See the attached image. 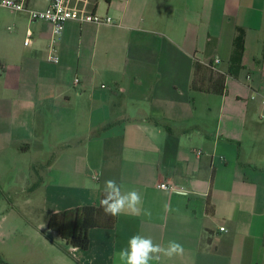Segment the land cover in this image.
Masks as SVG:
<instances>
[{
	"label": "crops",
	"instance_id": "crops-1",
	"mask_svg": "<svg viewBox=\"0 0 264 264\" xmlns=\"http://www.w3.org/2000/svg\"><path fill=\"white\" fill-rule=\"evenodd\" d=\"M83 5L113 24L69 21L54 64L45 23L36 49L11 48L0 62V182L44 183L41 203L28 192L12 209L43 213L47 225L53 213L99 205L112 179L139 192L142 213L91 230L89 249H72L82 264H119L114 254L135 234L183 246L151 264H264V0ZM238 28L239 75L223 95L193 91L195 62L227 70Z\"/></svg>",
	"mask_w": 264,
	"mask_h": 264
},
{
	"label": "rangeland",
	"instance_id": "rangeland-1",
	"mask_svg": "<svg viewBox=\"0 0 264 264\" xmlns=\"http://www.w3.org/2000/svg\"><path fill=\"white\" fill-rule=\"evenodd\" d=\"M48 2L49 0H32L31 8H44ZM47 29L45 22H36L26 13L0 9V62L6 61V54L13 51L11 48L23 54L36 49L39 45L37 42L30 47L24 45L27 32L33 33L35 42L37 35L41 37L40 34H46ZM39 157L41 155L35 152L26 157V162ZM45 171L46 168L43 167L42 176ZM22 180L21 177H1L0 188L7 197L0 200V256L3 264H82L78 255L76 257L72 254V248L66 246L57 234L48 230L43 213L24 215L19 210L12 209L10 203L24 207L29 202L28 192H34L36 199L33 202L36 204L43 200L44 183L41 185L31 181L25 184ZM22 187L30 188L24 192Z\"/></svg>",
	"mask_w": 264,
	"mask_h": 264
},
{
	"label": "trees",
	"instance_id": "trees-1",
	"mask_svg": "<svg viewBox=\"0 0 264 264\" xmlns=\"http://www.w3.org/2000/svg\"><path fill=\"white\" fill-rule=\"evenodd\" d=\"M245 39L246 30L238 28L228 68L224 72L220 71L214 62L208 64L195 62L191 89L205 94H225L227 78L237 77L243 69ZM210 211L212 209L209 208ZM117 221L118 216L106 215L99 203V205L82 206L53 213L48 219L47 228L50 232L57 234L69 248L86 251L90 246L91 230L113 229ZM1 263L3 264L4 261L0 256Z\"/></svg>",
	"mask_w": 264,
	"mask_h": 264
},
{
	"label": "clouds",
	"instance_id": "clouds-1",
	"mask_svg": "<svg viewBox=\"0 0 264 264\" xmlns=\"http://www.w3.org/2000/svg\"><path fill=\"white\" fill-rule=\"evenodd\" d=\"M141 204L139 192H123L121 186L112 179L104 182L100 207L106 215L116 217L127 213L138 216L142 213ZM143 215L150 216L151 213L143 210ZM183 251V246L175 240H170L165 247L155 243L150 237L135 234L128 239L124 248L114 254V258L119 264H151L154 260L158 261L161 255L171 258L183 254Z\"/></svg>",
	"mask_w": 264,
	"mask_h": 264
},
{
	"label": "built area",
	"instance_id": "built-area-1",
	"mask_svg": "<svg viewBox=\"0 0 264 264\" xmlns=\"http://www.w3.org/2000/svg\"><path fill=\"white\" fill-rule=\"evenodd\" d=\"M87 0H51L49 6L44 9L31 8L30 0H0V9H9L19 13H26L29 17L38 22L43 21L52 26V39L48 46V60L54 64L60 62V56L57 48V40L65 30V26L69 21H77L81 24L93 23L111 25V18H101L97 15L88 13L84 8ZM34 43L33 33L28 31L24 41L26 47L32 46ZM218 61L215 63L217 64ZM79 83V79H76ZM104 87V86H103ZM160 189L176 191L174 186L167 183L159 185ZM225 231V228L221 229Z\"/></svg>",
	"mask_w": 264,
	"mask_h": 264
}]
</instances>
